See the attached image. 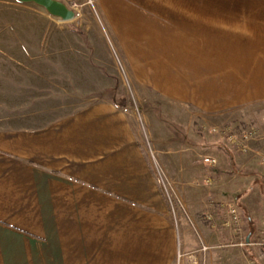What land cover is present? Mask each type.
<instances>
[{
  "label": "crops",
  "instance_id": "1",
  "mask_svg": "<svg viewBox=\"0 0 264 264\" xmlns=\"http://www.w3.org/2000/svg\"><path fill=\"white\" fill-rule=\"evenodd\" d=\"M96 1L110 21L243 22L246 30L236 33L246 35V48L204 49L198 65L204 93L195 102L140 78L136 69L146 63L130 56L137 78L172 99L205 111L264 105V0ZM166 67L179 83L195 87L187 67ZM258 122L260 137L250 153L214 144L208 154L218 160L212 186L186 201L188 221L179 222L171 220L174 209L159 190L134 123L115 105L95 103L33 127L0 126V264H173L176 226L183 238L180 264H264V248L257 245L264 235V118ZM229 205L238 208L239 233L224 227ZM67 214L76 217L74 225L78 215L88 227L91 222L90 240L87 235L83 242L75 229L69 236ZM96 214L103 248L93 239Z\"/></svg>",
  "mask_w": 264,
  "mask_h": 264
},
{
  "label": "rangeland",
  "instance_id": "2",
  "mask_svg": "<svg viewBox=\"0 0 264 264\" xmlns=\"http://www.w3.org/2000/svg\"><path fill=\"white\" fill-rule=\"evenodd\" d=\"M86 1L62 4L73 12L71 20H64L34 2L0 0V126L33 127L95 103L115 105L134 123L159 190L174 209L171 220L188 221L186 201L193 203L202 195L200 190L209 189L205 181L213 182L214 168L205 166L201 157L211 154L214 144L225 142L212 129L231 127L239 132L258 128L264 105L205 111L190 102L172 99L137 78L131 56L146 63L136 69L140 78L150 79L156 88L179 98L183 92L188 93L185 100L195 102L204 93L199 84L205 73L201 75L198 69L204 49L246 48V35L236 33L245 29L243 22L110 21L96 0L93 5ZM76 9L81 13L79 18H75ZM126 48L137 49L128 53ZM140 48H146L145 52ZM210 56H216L215 51ZM166 66L187 67L195 87L190 89L169 76ZM209 71L214 73V66ZM198 216L202 218L201 213ZM75 218L67 214L73 225ZM77 221L73 228L68 224L66 232L71 237L72 231L74 235L76 232L83 242L87 235L90 240L91 222L88 227L80 215ZM99 221L96 214L93 239L96 247L103 248L106 239L99 235ZM175 230L173 264H180L183 238L177 226ZM167 255L171 258L172 252Z\"/></svg>",
  "mask_w": 264,
  "mask_h": 264
},
{
  "label": "built area",
  "instance_id": "3",
  "mask_svg": "<svg viewBox=\"0 0 264 264\" xmlns=\"http://www.w3.org/2000/svg\"><path fill=\"white\" fill-rule=\"evenodd\" d=\"M86 2L90 5L94 4L93 0H87ZM74 15L75 18H79L81 13L78 9H76ZM212 132L219 135V137H221L234 151L244 154L251 152V143L260 137L259 131L254 127H249L239 132H236V130L231 127H225L224 129L220 130L214 128L212 129ZM201 160L202 163L209 168H215L218 165L217 158L212 155H203ZM259 161L262 165H264V155H259ZM197 185H199V182H197ZM204 185L210 187L212 185L211 180L205 181ZM209 220H211V218H209ZM224 227L227 229H232L237 233L241 232V217L238 208L235 205L228 206V216L224 222ZM257 245L264 248V235L262 240L258 242Z\"/></svg>",
  "mask_w": 264,
  "mask_h": 264
},
{
  "label": "water",
  "instance_id": "4",
  "mask_svg": "<svg viewBox=\"0 0 264 264\" xmlns=\"http://www.w3.org/2000/svg\"><path fill=\"white\" fill-rule=\"evenodd\" d=\"M23 2H34L38 5L44 6L52 14L62 17L64 20H71L73 12L68 11L62 4L53 0H20Z\"/></svg>",
  "mask_w": 264,
  "mask_h": 264
}]
</instances>
